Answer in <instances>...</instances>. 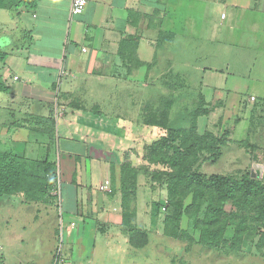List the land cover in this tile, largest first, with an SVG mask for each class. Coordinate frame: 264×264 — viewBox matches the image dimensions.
<instances>
[{"label": "crops", "instance_id": "0c3cea01", "mask_svg": "<svg viewBox=\"0 0 264 264\" xmlns=\"http://www.w3.org/2000/svg\"><path fill=\"white\" fill-rule=\"evenodd\" d=\"M208 1L88 0L76 16L70 14L71 0L0 8V51L6 52L0 60V138L26 159H47L56 171L51 198L26 200L19 195L23 213H32L40 226L53 223L56 243L46 251L43 264H52L59 244L66 264H105L100 255L106 247L110 251V235L122 236L132 246L127 212L130 224L146 230L148 245L145 227L157 225L162 214L155 211L157 200L142 204L139 182L126 209L119 180L123 159L136 160L143 144L160 131L144 123L145 114L168 100L173 106L176 80L184 91L187 75L179 74L177 64L185 65V59L176 55L185 42L176 24L181 30H209L200 38L216 41L218 57L222 47L234 49V34L242 24L240 39L248 41L237 47L240 59L227 62L225 69L212 64L202 72L253 71L256 84L249 96L264 100L259 96L260 83L264 86V0ZM194 2L203 4L201 20L192 18ZM217 4L224 7L219 18L213 7ZM47 117L52 123L44 121ZM138 132L144 134L138 137ZM39 134L47 138H35ZM50 135L62 142V149L59 144L53 159L48 153L33 156L52 144Z\"/></svg>", "mask_w": 264, "mask_h": 264}, {"label": "rangeland", "instance_id": "374dc122", "mask_svg": "<svg viewBox=\"0 0 264 264\" xmlns=\"http://www.w3.org/2000/svg\"><path fill=\"white\" fill-rule=\"evenodd\" d=\"M194 4L192 18L201 20L203 4L199 2H194ZM213 7L215 12L218 9L219 18L224 7L221 4ZM243 12L247 15L246 11ZM1 16L3 19L6 15ZM203 20L208 23L207 17ZM176 25L184 36L179 39H183L182 43L185 42L184 47L180 45L177 47L176 57L179 56L178 59L182 61L185 59V65L177 64V70L180 75L182 73L187 75V78L183 92L178 89L181 82L175 81L178 88L175 89L173 96L174 103L169 116V124L173 128L190 126L194 121L193 112L196 109L208 108V114L197 118L198 132L203 133L209 130L226 140L223 139L219 156L216 159L205 157L200 164V170L205 173H232L236 176L243 172H253L254 177L264 181V100L255 102L254 98L249 96L251 85L256 84L254 83L256 80L254 72L240 74L225 70L224 73H220L208 71V69L205 73L202 72L203 67L212 64L221 65L225 69L227 62L233 63L240 59V48L237 47L241 46L243 40L248 41L245 38L240 39V28L243 25H237L238 30L234 34V49L222 47L220 57L214 55V51H218L214 39L200 38L201 35L204 37L209 35V30L199 31L196 27L181 30L180 24ZM260 27L262 28V21ZM259 33L261 35L262 32ZM256 39L255 41H258V38ZM254 49L258 50L259 46H254ZM255 56H251V59ZM157 83L159 84V81ZM161 86L160 84V88ZM259 87V96L262 95L264 98L263 84L260 83ZM199 92L205 97L204 105H198ZM165 98V95L160 96V104ZM143 134L144 132L139 133L138 137ZM160 134L161 131L153 135L156 138ZM35 138L46 139L47 135L39 134L35 135ZM50 138L52 144L49 143L45 148L41 147L33 156L48 153V156L53 159L59 144L60 150L62 149V142L57 143L55 135H50ZM3 145L11 147L8 143ZM123 161L135 166L146 164L143 151L139 156L136 155V160L126 156ZM150 179L144 174L139 175L138 183L140 182L141 189H138V198L144 205H147L148 200L154 199L160 205L165 204L166 190L156 183L152 185ZM19 195L0 197V264H43L46 251L56 243L53 223L50 220L47 224L43 223L40 226L41 223L34 220L32 213H23L21 206L24 207V205L20 203ZM146 197L148 199H145ZM226 208L229 209L231 206L228 204ZM193 211L196 215L201 212L200 210ZM137 221H139L138 225L144 227L139 218ZM179 222V227L174 230L175 237L165 235L162 233L161 214L157 225L153 222L155 226L145 227L148 229L149 243L142 248L132 247L122 236L112 234L106 240L110 251H105L106 247L101 252L100 259L105 264H264V220L256 223L257 235L253 239L244 238L241 242L237 241L234 244L237 250H226L227 247L222 245L215 250L212 246L198 244V234L193 222L185 216ZM157 228L158 233H156ZM226 233L227 237L232 236L233 227H228Z\"/></svg>", "mask_w": 264, "mask_h": 264}, {"label": "trees", "instance_id": "16d2710c", "mask_svg": "<svg viewBox=\"0 0 264 264\" xmlns=\"http://www.w3.org/2000/svg\"><path fill=\"white\" fill-rule=\"evenodd\" d=\"M35 2L0 0V8H32ZM5 57L6 52L0 51V60ZM0 89H3L1 83ZM199 95L198 105H202L205 97L201 92ZM171 107L172 101L168 100L157 111L145 114L144 123L158 126L161 134L143 145L146 164H122L119 180L122 202L127 209L137 189L138 175L144 174L151 178L152 185L156 183L166 190V203L154 202L156 213H162L165 235L175 237L174 230L185 216L193 222L198 244L212 246L215 250L221 245L226 246V250H237L234 244L244 238L253 239L257 235L256 223L264 220V181L252 177L250 172L236 176L201 171L203 159H216L226 139L209 130L198 132L197 118L208 114V108L196 109L190 126L173 128L169 124ZM44 121L52 123L48 117ZM5 143L6 140L0 138V197L21 194L26 200L51 198L50 190L56 183L54 164L47 159H26L11 147L2 146ZM193 210H200L201 215ZM129 215L127 212L125 218L129 242L143 247L148 241L147 232L130 224ZM228 227H233L230 237L226 233Z\"/></svg>", "mask_w": 264, "mask_h": 264}, {"label": "built area", "instance_id": "2783aa9c", "mask_svg": "<svg viewBox=\"0 0 264 264\" xmlns=\"http://www.w3.org/2000/svg\"><path fill=\"white\" fill-rule=\"evenodd\" d=\"M87 3L88 0H71V5H70L71 16L82 14L87 6ZM17 78H18L17 76H13V79H17ZM52 264H66L65 258L63 256V250L61 244H59L54 250Z\"/></svg>", "mask_w": 264, "mask_h": 264}, {"label": "water", "instance_id": "95a60500", "mask_svg": "<svg viewBox=\"0 0 264 264\" xmlns=\"http://www.w3.org/2000/svg\"><path fill=\"white\" fill-rule=\"evenodd\" d=\"M251 174H252V176H254L253 172Z\"/></svg>", "mask_w": 264, "mask_h": 264}]
</instances>
